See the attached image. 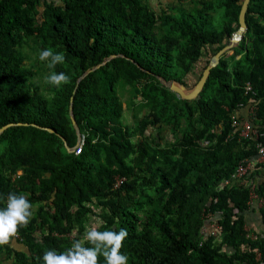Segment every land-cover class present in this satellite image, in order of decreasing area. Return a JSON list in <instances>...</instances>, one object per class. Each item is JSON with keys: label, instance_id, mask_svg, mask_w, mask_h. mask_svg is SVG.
<instances>
[{"label": "trees", "instance_id": "1", "mask_svg": "<svg viewBox=\"0 0 264 264\" xmlns=\"http://www.w3.org/2000/svg\"><path fill=\"white\" fill-rule=\"evenodd\" d=\"M242 3L0 0V128L14 123L0 135V208L10 192L33 205L0 264H43L91 227L127 229L128 264H264V203L250 204L251 188L264 201V0L250 1L243 39L196 99L160 80L188 87L230 42ZM46 48L65 56L59 88L45 83ZM71 103L80 154L67 149ZM235 115L263 135L241 138ZM243 159L254 163L244 181L224 184Z\"/></svg>", "mask_w": 264, "mask_h": 264}, {"label": "clouds", "instance_id": "2", "mask_svg": "<svg viewBox=\"0 0 264 264\" xmlns=\"http://www.w3.org/2000/svg\"><path fill=\"white\" fill-rule=\"evenodd\" d=\"M38 58L41 62H46L49 69H53L45 77L46 84L59 88L70 82L66 73L54 71L58 64L64 63L63 53L46 48L40 50ZM32 207L24 195L12 192L7 195L6 207L0 208V246L9 244L17 235L18 229L29 224L33 216ZM127 236L125 228L117 232L100 231L97 227H91L85 231L83 241H73L71 247L64 252L46 251L42 257L43 264H98L100 256L104 258L105 264H128V256L120 251Z\"/></svg>", "mask_w": 264, "mask_h": 264}, {"label": "water", "instance_id": "3", "mask_svg": "<svg viewBox=\"0 0 264 264\" xmlns=\"http://www.w3.org/2000/svg\"><path fill=\"white\" fill-rule=\"evenodd\" d=\"M250 1L251 0H243L241 11H240V14H239V23H240L239 28L233 33V35H232V37L230 39V42L227 45H225L223 48H221L211 58L209 64L203 70V73H202L201 77L199 78L197 83L191 89H189L185 84H183L181 82H178L175 79L166 80V79L160 78L162 83L165 84L167 87H169L172 91L177 93L183 99H187V100L196 99L199 96V94L202 92V90L204 89V86H205V84H206V82H207V80H208V78H209V76L211 74L212 69L219 64L221 57L224 56L225 54L233 53V48L235 46H237L239 44V42L243 39L244 34L246 33V31L248 29V26H247V23H246V13H247ZM89 72H90V70H88L82 77H80V79L83 78ZM70 114H71V118H72L73 124H74V126H75V128L77 130L78 141H79V139L81 138L82 134H81L80 127L78 126V123H77V121H76V119L74 117V114H73V105H72V103L70 105ZM11 125H14V123H9V124H6L3 127H1L0 128V135L4 132V130L6 128H8ZM48 130L54 131L51 128H48ZM74 148L75 147H70L69 145H67V149L70 152H74Z\"/></svg>", "mask_w": 264, "mask_h": 264}, {"label": "built area", "instance_id": "4", "mask_svg": "<svg viewBox=\"0 0 264 264\" xmlns=\"http://www.w3.org/2000/svg\"><path fill=\"white\" fill-rule=\"evenodd\" d=\"M251 86H248V89H250ZM234 122L233 125L237 127L239 131V136L241 138L245 139H257L259 136L263 135L259 132V130L253 126L252 119L250 117L244 118V120L237 119L236 115L233 116ZM208 143V142H206ZM85 144V138L82 135L79 139L77 145L74 148V152L76 154H80L83 150V146ZM258 152H259V161L264 160V144L262 142H259L257 144ZM254 163L251 160L243 159L238 164L236 171L229 179H226L224 181V184H231V183H241L244 181L245 176L248 174V172L253 169ZM251 200L250 204H253L254 202L258 203L260 206L264 203L263 199H258L257 194L254 192L253 188H251ZM218 225L216 223L213 224L212 229L210 233L216 235L218 232ZM208 229L204 228V232H207Z\"/></svg>", "mask_w": 264, "mask_h": 264}, {"label": "rangeland", "instance_id": "5", "mask_svg": "<svg viewBox=\"0 0 264 264\" xmlns=\"http://www.w3.org/2000/svg\"><path fill=\"white\" fill-rule=\"evenodd\" d=\"M148 1L151 3V5L156 10H160L162 8H167V6L169 4L177 2V0H148ZM204 65H205V60H203L202 62L198 63L196 65L194 71L186 77V79H187L186 82L188 83V88L189 89H191L193 87V85L195 84V82L199 80L200 74L203 71V66Z\"/></svg>", "mask_w": 264, "mask_h": 264}, {"label": "crops", "instance_id": "6", "mask_svg": "<svg viewBox=\"0 0 264 264\" xmlns=\"http://www.w3.org/2000/svg\"><path fill=\"white\" fill-rule=\"evenodd\" d=\"M256 204H257V203L254 202V203L251 204V205H256ZM249 218H250V223H251L252 225H255V226L260 225L259 222H260L261 220H260L259 216L257 215V213H252V212H250V213H249Z\"/></svg>", "mask_w": 264, "mask_h": 264}]
</instances>
